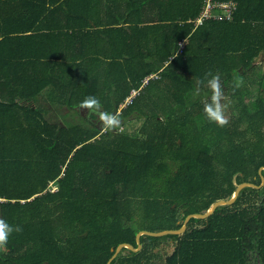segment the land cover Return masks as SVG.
<instances>
[{
	"label": "trees",
	"instance_id": "trees-1",
	"mask_svg": "<svg viewBox=\"0 0 264 264\" xmlns=\"http://www.w3.org/2000/svg\"><path fill=\"white\" fill-rule=\"evenodd\" d=\"M98 1L0 0V217L23 228L0 264H106L139 230L177 229L244 181L258 186L182 233L142 234L111 264H209L207 247L253 246L264 229V0H213L233 2L231 16L199 25L204 0L181 1L191 14L130 31L104 29ZM209 71L237 109L224 127L203 113ZM89 95L121 129L84 115ZM55 106L71 121L53 119Z\"/></svg>",
	"mask_w": 264,
	"mask_h": 264
},
{
	"label": "crops",
	"instance_id": "crops-1",
	"mask_svg": "<svg viewBox=\"0 0 264 264\" xmlns=\"http://www.w3.org/2000/svg\"><path fill=\"white\" fill-rule=\"evenodd\" d=\"M164 1L167 3L164 6ZM176 1V0H175ZM177 0V4H172V0H100L96 5L98 14L104 23H112L108 28L123 27L124 30H132L131 26H138L150 20L151 17L170 15H189L193 9ZM196 2V0H195ZM201 12V11H200ZM199 15V14H198ZM264 229L258 227L255 234L248 239V244L253 245L248 248L231 249L207 247L208 252L201 253L210 260L209 264H264ZM250 234V231H248ZM171 241H164V246ZM162 244V246H163Z\"/></svg>",
	"mask_w": 264,
	"mask_h": 264
},
{
	"label": "clouds",
	"instance_id": "clouds-1",
	"mask_svg": "<svg viewBox=\"0 0 264 264\" xmlns=\"http://www.w3.org/2000/svg\"><path fill=\"white\" fill-rule=\"evenodd\" d=\"M207 89L206 96L202 99L203 113L205 117L214 122L219 127H224L228 124V119L225 115L224 106V91L221 85L219 73L211 71L206 72L204 80L201 81ZM243 84V80L234 81L233 87L239 88ZM101 102L94 95L86 96L80 102V108L87 110V114L97 115L101 127L105 131H115L121 129L122 123L120 116L114 112L101 111ZM23 231L22 226L9 224L7 220L0 217V250L6 249L9 244V237L15 232Z\"/></svg>",
	"mask_w": 264,
	"mask_h": 264
},
{
	"label": "water",
	"instance_id": "water-1",
	"mask_svg": "<svg viewBox=\"0 0 264 264\" xmlns=\"http://www.w3.org/2000/svg\"><path fill=\"white\" fill-rule=\"evenodd\" d=\"M262 169H264V166H261L259 168V172L261 174V183L260 185H262L264 183V175L262 174ZM245 186H253V187H257L258 185L252 183V182H240L239 184L236 185L232 195L227 198V199H217L216 201H214L210 207L204 211V212H196V213H190L188 215L185 216L182 225L177 228V229H163V230H159V231H151V230H139L136 235H135V239L137 242V246L134 247L132 246L130 243L127 242H121L119 243L116 248L113 249V253L111 255V257L108 259V261L106 262V264H111V260L120 252V250L123 247H127L129 249H131L132 251H137L138 249L141 248V243H140V236L142 234H150V235H154V236H161V235H165V234H170V233H182L185 229H186V225L187 222L189 221V219L191 217H201V218H206L208 215H210L214 209L222 204H231L235 201V199L237 198L240 190L242 188H244Z\"/></svg>",
	"mask_w": 264,
	"mask_h": 264
},
{
	"label": "built area",
	"instance_id": "built-area-1",
	"mask_svg": "<svg viewBox=\"0 0 264 264\" xmlns=\"http://www.w3.org/2000/svg\"><path fill=\"white\" fill-rule=\"evenodd\" d=\"M235 8L233 2H215L213 0H204L200 14L194 19L196 25L202 24L207 18H229L232 9ZM153 76V75H151Z\"/></svg>",
	"mask_w": 264,
	"mask_h": 264
},
{
	"label": "rangeland",
	"instance_id": "rangeland-1",
	"mask_svg": "<svg viewBox=\"0 0 264 264\" xmlns=\"http://www.w3.org/2000/svg\"><path fill=\"white\" fill-rule=\"evenodd\" d=\"M224 106H225V115L226 117L234 116L237 113V109L232 99H230L226 94H224ZM51 110L56 113L52 118L59 122H66L67 120L71 121V116L67 115L69 113L66 108L55 106L50 107ZM84 115L87 113V110H82ZM141 124V118L134 120L131 124H127L129 126H125L126 129H137Z\"/></svg>",
	"mask_w": 264,
	"mask_h": 264
}]
</instances>
